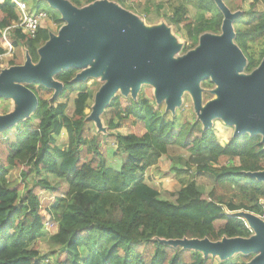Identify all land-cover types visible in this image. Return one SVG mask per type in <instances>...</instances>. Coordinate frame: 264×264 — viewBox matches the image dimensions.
Returning <instances> with one entry per match:
<instances>
[{
    "label": "trees",
    "instance_id": "1",
    "mask_svg": "<svg viewBox=\"0 0 264 264\" xmlns=\"http://www.w3.org/2000/svg\"><path fill=\"white\" fill-rule=\"evenodd\" d=\"M17 1L36 11L47 5L40 0ZM67 1L83 8L81 0ZM97 1L101 0H84ZM108 1L133 12L128 6L132 0ZM174 1L178 5L158 4L157 14L170 10L168 21L180 31L185 29L192 49L205 34L221 33L224 17L214 0ZM247 1L223 0L232 13H240L233 23L234 43L247 60L245 73H252L264 60V45L258 55L252 48V43L264 40V0H252L244 10ZM153 8L148 2L141 13L149 16ZM19 17L13 0H0V56L5 61L0 59V74L21 66L26 53L37 64L38 49L49 40L46 28H40L36 38L11 29L8 40L13 53L5 57L8 44L3 32ZM53 18L63 22L59 14ZM78 73L70 69L55 76L64 87L59 98L63 102L52 99V89L29 85L39 101L33 119L0 134V264H41L35 245L49 237V217L58 225L49 238L61 248L56 260L67 257L57 264H249L252 255L219 263L212 256L172 248L164 241L218 242L253 235L241 219L228 213H264L260 205L264 183L246 176L264 171L262 136L246 134L222 146L212 130L188 122L184 111L166 112L145 94L137 100L114 98L104 116L107 130H120L132 120L131 124L142 126V136L97 134L85 114L91 95L85 83L74 81ZM64 133L67 137L62 139ZM220 139H226L223 131ZM174 147L187 150L189 157L170 158L182 186L172 202L161 199L144 175L161 158H169ZM18 169L23 183L10 180L11 172ZM206 174L213 189L204 197L195 179ZM43 191L54 196L50 206L41 203ZM218 222L224 224L217 228Z\"/></svg>",
    "mask_w": 264,
    "mask_h": 264
},
{
    "label": "water",
    "instance_id": "2",
    "mask_svg": "<svg viewBox=\"0 0 264 264\" xmlns=\"http://www.w3.org/2000/svg\"><path fill=\"white\" fill-rule=\"evenodd\" d=\"M40 1L56 11L65 25L58 35H49L38 50L37 64L27 54L24 65L1 72L0 100L13 101L15 108L0 116V133L13 129L37 110L39 101L29 85L52 89L55 99L64 89L55 76L76 69L80 71L76 82L98 76L106 79L87 118L99 131L103 130L100 117L119 90L124 96L131 92L135 99L141 85H154L158 104L166 101L167 112L174 114L184 91L192 93L200 108L199 84L210 79L218 87L215 92L219 99L207 104L199 116L204 131L215 118H221L227 125L236 126L233 138L259 135L264 145V60L249 76L243 75L247 60L234 43L233 28L240 13H232L223 0H214L224 17L221 35L205 34L194 51L181 58L175 56L179 47L167 26L146 29L135 14L114 2L101 0L79 9L67 0ZM246 176L264 183V171ZM234 217L246 222L252 230L250 238L218 242L183 239L164 244L191 249L204 257L219 256L222 261L235 253L258 254L249 264H264V222L247 212H236Z\"/></svg>",
    "mask_w": 264,
    "mask_h": 264
},
{
    "label": "rangeland",
    "instance_id": "3",
    "mask_svg": "<svg viewBox=\"0 0 264 264\" xmlns=\"http://www.w3.org/2000/svg\"><path fill=\"white\" fill-rule=\"evenodd\" d=\"M81 2L83 4V8H87V7L89 8V6L94 4V3L87 4L84 2V0H81ZM111 2H114L117 5H119L116 1H111ZM148 2L153 4L154 8L152 9L151 14L149 16H145L141 12H144L143 10L146 7ZM169 2H172L173 5H178V2L174 1V0H132L131 3H128V6H132L133 12L132 11H130V12L135 14V16L140 19V21H143V25L145 26L146 29H149V27L152 28V27H157V26H161V25L167 26V28L170 29V31H171L170 32L171 36L176 40V44L179 47V51L177 52V54L175 56H177V58H181L185 55H188L191 51H194L195 48L194 49L191 48L192 42L188 39V37H186L185 29L180 31V29L177 26L171 24L168 21L167 18L169 16V14L167 15V13L170 12V10H168V9L164 10V11L161 10L160 11L161 13L157 14L158 4H165V5L167 4L166 6H168V4H170ZM251 2H252V0H248L244 4V10L249 9ZM45 4H47V3H45ZM119 6L121 7V5H119ZM41 9H43V11L47 12L49 15V18L43 22L41 28H46L49 32V35H53V36L58 35L60 28L65 25V22H58L57 23L54 20L53 16L58 15V13L49 10L50 8H49L48 4L42 5ZM32 11H36V10H32ZM18 22H19V19L13 26L17 25ZM13 26H11V27H13ZM11 27H9V28H11ZM7 29H5V30H7ZM5 30L3 32V38H4V40H5V38L8 40V37L10 36L11 31L7 32L6 36L4 37ZM221 33L217 34V36H220ZM263 45H264V40H260L256 43H252V48H253L254 53L258 55L261 52V48L263 47ZM12 53H13V50L11 51V53H9V47L7 45V53L5 54V57L9 56ZM27 54L28 53L25 54V60H24L22 65H24L26 62V55ZM38 56H39V54H38ZM0 59L2 61H4L2 57ZM246 64H247V62H246ZM244 72H245V69H244ZM244 72H243L244 76L250 75L249 73H244ZM79 73H80V71H79ZM209 82H211V80L207 79V80L200 82V84H199V90H200V96H201L200 108L197 109V106H196V103L194 102V98L192 96V93L190 91H184L182 93V96H181V105L176 108L175 113L173 115H176L178 112H179L178 114H180L182 111H184V113H185L184 118L187 119L188 122H190L191 124L198 123V124H200L201 128L203 129L202 122L199 120V116H200L202 110L204 109V107L207 104H209L211 102H215L219 99V95L215 92L218 87L216 85L212 84V82H211L212 85H209ZM81 83H85V87L87 88L89 94L91 95V105L85 111V114L87 116H89L92 112V107H93L94 102H95V97L100 92L102 87L106 84V79L104 78V76L89 77L86 81H83ZM155 92H156V87L154 85L143 84V85H141L140 92H139L138 96L135 98V100H137V98H139L141 94H145L148 97H151V98L153 97V100H154L153 103L154 104H156L158 106H163L164 109L166 110V108H167L166 101H163L162 103L158 104L157 100L155 99ZM116 97H121L122 99L127 100V101H129L130 99H133L131 97V92H129L128 95L124 96L121 93V90L116 92L115 98ZM59 98H60V95L55 99H57L58 102H63V99H59ZM14 108H15V105H14L13 101H11V100H0V116L12 112L14 110ZM166 112H167V110H166ZM34 113L31 114L27 120L33 119ZM104 116H105V112L100 117L102 124H103L102 127H103V130L105 132H102L103 130L99 131L98 128H96L95 132L97 134L98 133H103V134L105 133L107 135V134L120 133L122 135L135 134L137 136H142L145 133V131L141 128L142 126L140 124L133 125L134 123L132 120H129L128 123H124L126 125L123 126L120 130H117V131L107 130V126L105 124ZM27 120H23L22 122H25ZM131 123H133V124H131ZM210 130H212L214 132V134L217 136L219 144L221 141H225V140H226V142L229 143L231 138H233V136H234L236 126L227 125L223 119L215 118L211 123ZM221 131H223V133L225 134V138H226L225 140L220 139ZM0 134H2V133H0ZM66 137H67V135L65 133L62 134V136H61L62 139H65ZM171 157H174V158L184 157L185 159H187L189 157V153L187 152V150H182L179 147L171 148L169 158L166 156L161 158V160L158 162V164L156 166H154V167L150 168L148 171H146L144 178H146L152 186L156 187L159 190L161 199H165V200L175 202V199H176L175 194L178 192V190H180L182 188V186H181V180L177 177L175 170H173L172 159H174V158L170 159ZM190 172L193 174V172H195V170H191ZM20 173H21V169L13 170L10 174V176H11L10 180L12 182H15V183L16 182L23 183L22 178L20 176ZM191 173H190V176H191ZM195 182H196L197 188L203 194L204 197H207L211 193V191L213 189V187H212L213 181H212L210 175L206 174V175L198 176L195 179ZM28 184H29V181H28ZM45 194L46 193L44 191L41 193V195H43V198H41V203L43 206H50L52 204V202L54 201V196L49 197V196H46ZM238 212H247V213L253 214L259 220L264 222V213H263V215H257L256 213L244 211V210L238 211ZM48 220H49L48 222H51L52 221L51 217H49ZM223 224H224V222H218V223H216V227L220 228V226H222ZM56 226H58V225H56ZM56 230H58L57 227H54L53 229H49L48 230L49 237L42 239V240H39L35 245L36 249H38V252L40 253V259L38 260V262H40L41 264H57V260L62 262L64 260V258L65 259L67 258V257L61 255L56 260V254L60 253L61 248L57 247L49 239L50 236H52L54 233H56L55 232ZM172 248H178V247H172ZM141 251H143L142 248L140 249V252ZM190 251H191V249H190ZM192 251H194V250H192ZM241 255H242L241 253H235L228 260H230L232 262H237ZM251 255L253 256V259H254L257 257L258 254L257 255L251 254ZM214 258L217 260V262H219V263L222 262V259L219 256H215Z\"/></svg>",
    "mask_w": 264,
    "mask_h": 264
},
{
    "label": "built area",
    "instance_id": "4",
    "mask_svg": "<svg viewBox=\"0 0 264 264\" xmlns=\"http://www.w3.org/2000/svg\"><path fill=\"white\" fill-rule=\"evenodd\" d=\"M13 3L17 6L19 13H20L19 22L17 25L5 30L4 37L6 36L7 32H9L11 29L19 28V29L25 30L32 38H36L37 33L39 29L41 28L43 22L49 18L48 13L43 10L32 11L31 8H29L27 3H23L17 0H13ZM5 41L8 44L9 53H11V51L13 50V47L6 38H5ZM260 205L264 209V200H260ZM228 215L234 216V213H228ZM244 223L246 227L252 232V230L248 227L246 222ZM46 227L49 230V229H53L54 227H58V226H56L53 222H47Z\"/></svg>",
    "mask_w": 264,
    "mask_h": 264
},
{
    "label": "crops",
    "instance_id": "5",
    "mask_svg": "<svg viewBox=\"0 0 264 264\" xmlns=\"http://www.w3.org/2000/svg\"><path fill=\"white\" fill-rule=\"evenodd\" d=\"M30 8H32V7H30ZM32 10H35V9L32 8ZM42 10H43V9H42ZM220 144H221L222 146H226V145L228 144V142H226V140H225V141H221Z\"/></svg>",
    "mask_w": 264,
    "mask_h": 264
}]
</instances>
